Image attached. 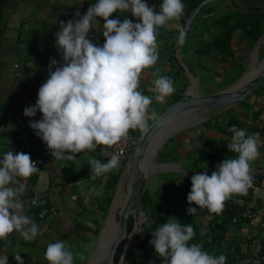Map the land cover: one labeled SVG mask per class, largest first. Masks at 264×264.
Here are the masks:
<instances>
[{
    "label": "clouds",
    "instance_id": "1",
    "mask_svg": "<svg viewBox=\"0 0 264 264\" xmlns=\"http://www.w3.org/2000/svg\"><path fill=\"white\" fill-rule=\"evenodd\" d=\"M182 0H162L156 11L147 0H97L79 19L60 21V30L54 33L55 45L61 60L50 58L49 76L38 89L34 105L25 107L27 117L39 110L42 118L30 120L29 126L46 143L55 160H76V154L94 151L98 145L112 147L128 139L129 130L146 132L149 121L157 122L159 114L152 109V98L139 89L144 69L156 65L159 54V29L170 20H179L184 14ZM130 12L132 19L110 18L113 13ZM102 25L104 43L88 38L94 25ZM185 33L180 31L178 42L183 44ZM62 61V63H61ZM53 66L55 70L53 71ZM155 101L163 104L175 92L171 77L153 74ZM231 143L227 144L235 158H226L216 164L209 176L206 172L191 177V190L187 195L188 215L197 208L220 213L224 202L233 194L246 195L253 187L250 162L260 156L264 139L247 134L245 129L232 125ZM123 150L113 153L107 163L90 158L91 178L96 179L120 166ZM40 171L27 153L6 151L0 159V239L19 232L25 241H33L40 233L33 218L25 214L20 197L26 191V181ZM33 203H36L34 200ZM11 210V211H10ZM154 246L162 264H226L224 254L215 256L203 249L202 244L188 242L195 236L191 224H181L174 216L152 231ZM71 246L57 240L49 243L44 258L49 264H73ZM17 264H24L16 253ZM0 264H8V256L0 254ZM149 264H152L150 261Z\"/></svg>",
    "mask_w": 264,
    "mask_h": 264
},
{
    "label": "crops",
    "instance_id": "2",
    "mask_svg": "<svg viewBox=\"0 0 264 264\" xmlns=\"http://www.w3.org/2000/svg\"><path fill=\"white\" fill-rule=\"evenodd\" d=\"M255 2L254 0L211 2L204 8L203 13L213 11L214 14L210 16L212 18L206 22L201 20L193 26L194 20L190 32L184 40V43L188 39L191 41L192 51L183 49L184 43L181 44L179 50L175 51L178 61L195 72L199 85L198 90L203 76L211 79L210 82H214L213 85L205 83L206 90L203 94L230 85L250 67L245 58L251 44L240 30L233 33L230 42L234 51L233 56L227 57L226 60L222 58L219 51L206 48V45L217 32L218 27L215 21L219 16L253 10L257 6ZM85 3L86 0H3L0 8V151L8 147L9 140L17 130L26 131L29 134L32 149L40 158L41 165L40 171L32 175L33 178L26 186L25 194L31 190H49L61 179L74 182L72 188L63 189L53 197L52 203L55 206V211L47 214L41 220L37 217L35 207L25 206V214L33 218L40 233L35 240L30 242L25 241L20 233L15 231L5 240L0 239V254L5 253L8 256V264H17L14 259L16 253H19L24 264H49V261L44 258V253L47 245L57 240L64 241L66 245L71 246L73 262L78 259L80 264H83L79 249L82 243L91 238L92 234L84 231H80V235L76 234L78 223L82 222L81 228L91 232L94 225H98L102 219L98 205L99 202H102L105 194L102 181L88 179V176L91 175V166L88 161L90 158L98 159L97 147L94 151L85 150L82 153H77L75 161L55 160L46 143L29 126V121L41 119L42 113L38 110L34 117H27L23 112L25 107L35 104L38 89L49 76L50 58L55 57L57 60H61V53L55 45L56 38L54 36V33L60 30V21L79 19L80 17L75 14L79 12L82 16L86 13L88 7ZM116 17L123 20L117 12L113 13L110 18ZM97 19L100 24L94 25L95 28L90 30L88 38L92 39L94 43L102 45L104 43L102 25L105 21L100 17ZM182 26L183 24L179 20H170L166 23L165 29L170 30L167 33L169 38L175 35L172 44L179 36ZM166 44L168 43L166 42ZM172 44H168V49L159 53V59L155 66L144 69L141 74L138 90L152 98V105L156 103L152 80L155 78L153 74L157 69L160 75L171 77L174 85L176 84L175 92L168 96L164 102L167 105L172 102L174 96L180 93L181 88L184 90L189 84L186 72L179 69L173 62ZM168 60L169 62H167ZM54 70L55 66H53ZM260 94L246 100L241 109H235V106L228 109H207L203 113V121L181 129L166 141L170 145L166 155L161 160L155 161L166 163L164 169L157 171H172L177 174L176 184L180 189L173 197L175 201L183 188H191L192 175L201 172L211 174L216 170V163L206 157L199 158L194 163L193 159L197 156L195 149L211 151L208 144L212 140H226L231 143V135L227 133L224 126L228 119H239L246 125H258V131L248 134L258 135L261 133L260 137L264 139V87ZM246 104H248V112L244 110ZM152 105H150V111L155 109ZM258 109L261 110V113L256 120H253L251 111ZM205 121L208 125H202ZM259 151L258 158L264 156V145L260 146ZM258 158L250 164L264 166L258 161ZM174 200L170 202V205L174 204ZM227 200L229 204L239 205H255L264 202V179L253 177V187L248 189L246 195L233 194ZM213 218V214L204 215L202 222L205 229L210 228ZM217 231L218 229L215 228L214 230L210 229L209 232L218 233ZM222 231H225L231 239H242V246L235 247L226 238H222L220 239V248L215 250L220 254H224L223 250L227 252L238 249L247 250L249 245L259 248L264 244V227L259 226L257 219L227 225Z\"/></svg>",
    "mask_w": 264,
    "mask_h": 264
},
{
    "label": "water",
    "instance_id": "3",
    "mask_svg": "<svg viewBox=\"0 0 264 264\" xmlns=\"http://www.w3.org/2000/svg\"><path fill=\"white\" fill-rule=\"evenodd\" d=\"M213 1L220 0H201L197 3L180 30L185 33V38L190 32L192 22L198 15L210 17L214 14L213 11L200 14L204 6ZM263 43L264 29L252 43L245 58L250 67L230 85L214 92L202 94L198 90L199 85L195 72L178 61L175 56V51L179 50L181 46L177 37L171 47V56L174 64L186 72L189 84L186 85L179 97L163 109L159 114V121H151L149 129L139 133L131 157L123 170L124 172L127 170L125 176L130 178V184L125 201L115 218V226L108 228L111 234L107 235V220L112 211L121 176L100 227L96 245L89 253L85 264H126L134 245L135 232H141L142 237L145 234L142 223L146 220V215L140 208L142 193L154 171L159 167L165 168L166 163L155 161L159 149L176 132L203 121V113L207 109H228L239 105L250 99L264 85V54L258 59ZM250 165L253 177L264 175V166Z\"/></svg>",
    "mask_w": 264,
    "mask_h": 264
},
{
    "label": "trees",
    "instance_id": "4",
    "mask_svg": "<svg viewBox=\"0 0 264 264\" xmlns=\"http://www.w3.org/2000/svg\"><path fill=\"white\" fill-rule=\"evenodd\" d=\"M201 0H182V2L185 5L184 14L179 19L181 24H184L187 17L191 13V11L194 9V7L197 5V3ZM257 1V0H254ZM97 2V0H86V6L89 7L90 5H93ZM3 0H0V5L2 6ZM162 3V0H157L154 4L155 10H160V5ZM121 15V17L132 19L134 22H137V18L133 17L130 12L123 13V12H117ZM215 24L217 25V32L214 35L213 39L206 45V48L214 49L216 51H219L222 54V58L226 60L227 57L233 56V49L231 48V39L233 37V33L236 30H240L242 35L246 37L249 41V43L252 45V43L255 41V39L258 37V35L262 32L264 29V13L255 11V8L253 10H248L246 12H238L234 14H223L222 16H219L217 20L215 21ZM163 26L160 28L159 36H163L170 32V30H165ZM165 31V32H164ZM263 54L261 53L260 56ZM264 86H261L253 96L261 95V91ZM183 92V88H181L180 93L172 98V101L175 100L177 97H179ZM242 105L244 104L241 103ZM252 119L256 120L261 110H253L252 112ZM202 125H208L205 122L202 123ZM232 125H236L238 128L245 129L247 134L251 132L258 131V125H246L241 120H237L234 118L228 119L224 126L227 129V133L232 136V133L229 132V128ZM248 127V128H247ZM225 128H223L225 130ZM250 129V130H249ZM135 133H138L140 130L135 129ZM259 136H261V133H258ZM166 142L164 144V147L167 146ZM227 142L226 140H212L208 147H210L212 150L208 151L207 149H195V153H197V156L194 157V163L197 162L199 158H209L212 161H214L216 164L223 161L226 158H235L237 156L236 153L230 152L227 148ZM122 173V170H117L115 172L110 173L108 178L102 179V184L104 188V198L102 202H99V209L101 213V217L104 218L107 209L109 207V204L111 202V199L113 197L116 184L120 178V174ZM33 177L31 176L30 179ZM177 174H175L172 171H166L161 177V182L158 187L155 188L154 192L151 193L147 188L144 189L141 199H140V208L144 211L146 215V220L148 222V228L145 230L144 228V236L140 238L137 234H134V240L137 242L133 245V251L128 257L126 264H149L151 261L152 264H162V260L164 258L159 257L154 249L153 245H149L148 241L152 235V231L156 230L161 226V224L165 223L169 217H175L181 224H191L193 226V229L195 231V236L191 241H189V244L193 243H199L202 244L203 249L210 254H213L215 256H219L220 253L218 251H215L217 248L214 246L206 244V239L209 235L210 229L214 230L215 228L219 230H223L225 227V221L227 219V216L229 214V203L228 200L224 202V207L222 211L218 214L216 213H210L207 208H200L195 203H192V207H196L197 211L194 216L188 215L186 213V209L189 207V203L187 201V195L190 192L191 188H183L180 194L177 195L176 201L173 199L174 195H176V192L178 191L179 185L176 184L177 181ZM256 178L264 179V175L258 176ZM187 179V178H186ZM184 199L185 201L181 202L178 199ZM174 200V204L170 205V202ZM206 214H213L214 218L211 219V226L209 229H205L202 218ZM82 222L78 223V228L76 229V234L80 235V231H84L85 233L89 232L92 235H98L100 230V223L98 225H94L91 232L90 230L87 231L83 229ZM217 231V232H218ZM217 234V233H216ZM81 237V236H80ZM221 250V249H220ZM233 251H240V250H233ZM232 252V251H230ZM230 252H226L224 254L226 259V264H232L233 260L230 256ZM155 254L158 258H153L152 255ZM222 254V253H221ZM73 264H80L79 260H75Z\"/></svg>",
    "mask_w": 264,
    "mask_h": 264
},
{
    "label": "built area",
    "instance_id": "5",
    "mask_svg": "<svg viewBox=\"0 0 264 264\" xmlns=\"http://www.w3.org/2000/svg\"><path fill=\"white\" fill-rule=\"evenodd\" d=\"M156 1L157 0H147V3L150 6H154ZM157 45H158V54L161 51L168 49V45H166V43L158 44L157 42ZM167 62H169V60ZM137 140L138 139L135 135V131L129 130L128 139L126 141L117 143L112 147L98 145L97 146L98 160H100L103 163H107L108 159L111 157V155H113L114 152L119 153L121 150H123V154L120 157V166L108 173H105L100 177H97L96 179H92L91 176H88V179L92 181H101L104 178H108L110 173L115 172L119 169L122 170L123 172L131 157V154L137 143ZM11 150L14 151L15 153L23 152L30 154L31 159L36 162V167L40 168L41 160L33 151L31 138L26 131L17 130L13 134L12 138L9 140L8 147L0 151V159L3 158L4 152ZM18 179H20L22 183H26V186L30 183V177L26 181H24L23 178H18ZM73 185L74 182H67L61 179L58 181L56 185L51 187L49 190H44V191L31 190L26 194L24 193L20 197V199L24 202L25 206L29 205L35 207L37 209V217L39 220H41L47 214L55 211V206L52 203L53 197L59 192H61L63 189L72 188ZM34 200L36 201V203H33ZM252 219H257L259 226L264 227V202H259L256 203L255 205H239L236 203L229 204V214L225 221V226L230 224H237L239 222L252 220ZM139 233H140L139 237L142 238L141 232ZM153 238L154 237H151L149 241ZM222 238H226L227 241L231 242V244L235 247L242 246V242H241L242 239L239 238L231 239L228 235H226V232L222 230H219L217 234L210 233L206 239V244L214 246L215 248H220V239ZM149 241L148 244L150 245ZM238 250L240 251L230 252V256L233 260L232 264H264V244L259 248L258 247L253 248L249 245L247 250H241V249ZM222 252L226 254L227 251L223 250Z\"/></svg>",
    "mask_w": 264,
    "mask_h": 264
},
{
    "label": "rangeland",
    "instance_id": "6",
    "mask_svg": "<svg viewBox=\"0 0 264 264\" xmlns=\"http://www.w3.org/2000/svg\"><path fill=\"white\" fill-rule=\"evenodd\" d=\"M211 3V2H210ZM210 3H208V4H206L205 6H204V8L205 7H207ZM258 6H261L262 8L264 7V0H257L256 2H255ZM204 8H203V10L201 11V13L200 14H202L203 12H204ZM218 16V15H217ZM212 17H205V18H201L200 17V15H198V17L195 19V21H194V23H193V26L195 25V24H197V22H200L201 20H204V22H206V21H209L210 19H211ZM216 18V17H215ZM164 28H166V27H164ZM166 30V29H165ZM165 32V31H164ZM163 36H165L164 38L162 37V36H157V42H158V44H160V43H168V44H172V40L175 38V35L174 36H172L171 38H169V36L166 34V35H163ZM188 41H189V39L187 40V42H185L184 43V45H183V49H185V50H190V51H192V43H191V41H189V43H188ZM168 44H166V45H168ZM264 43H263V45L261 46V48H260V53H259V58L258 59H260L261 58V56H260V54L262 53H264L263 51H264ZM211 81V79L209 80L208 79V77H205V76H203V78L201 79V82H200V89H199V92L200 93H202L203 94V92L206 90V88H205V83H208V84H212L213 85V83L214 82H210ZM228 85V84H227ZM176 86V84L174 85V87ZM225 86V85H224ZM167 106V103L165 104V103H163V104H161V103H155V104H153L152 105V107H155V109H156V112L158 113V114H160L162 111H163V109L165 108ZM241 108H243L242 107V104H240V105H237V106H235V109H241ZM244 110L246 111V112H248V104H246L245 106H244ZM249 110H250V107H249ZM252 112V111H251ZM150 123V122H149ZM141 131H139L138 133H135V135H136V137H137V139H138V135H139V133H140ZM168 147H170V145H168L167 144V146H165V147H162V148H160L159 149V151H158V153L156 154V158H155V160H157V159H159V160H161L165 155H166V152H167V148ZM258 161H260L261 163H263L264 164V156H261L260 158H258ZM166 167V166H165ZM164 168V167H163ZM162 169V167H159V168H157L156 170H155V172L154 173H156V172H159V171H157V170H161ZM124 172V171H123ZM164 172H166V171H160L159 173H156V174H154L150 179H149V181H148V183H147V186H146V188H147V190H149V192H151V193H153L154 192V190H155V188L156 187H158L159 185H160V179H161V177H162V175L164 174ZM123 174V173H122ZM121 174V175H122ZM184 177H186V176H184ZM187 180V179H186ZM124 181V180H123ZM123 186V185H122ZM118 187V186H117ZM179 201H180V203L181 202H183V201H185L184 199H178ZM105 218V217H104ZM104 218H102L101 219V222H100V227H101V225H102V222H103V220H104ZM142 226H143V228L146 230L147 228H148V222L146 221H144L143 223H142ZM112 231V230H111ZM110 232V231H109ZM109 234H111V233H109ZM135 234H137L138 236H139V234L140 233H137V232H135ZM97 238H98V235H92L91 236V238L90 239H88V240H86L85 241V243H82V245H81V248L79 249L80 251H79V255L81 256V258L83 259V264H85V262H86V259H87V255H88V253L89 252H91L92 250H93V248L95 247V245H96V242H97ZM137 241L136 240H134V238H133V243H136ZM135 245V244H134ZM132 251H133V248H132ZM132 253V252H131ZM152 257L153 258H158L155 254H153L152 255Z\"/></svg>",
    "mask_w": 264,
    "mask_h": 264
},
{
    "label": "bare ground",
    "instance_id": "7",
    "mask_svg": "<svg viewBox=\"0 0 264 264\" xmlns=\"http://www.w3.org/2000/svg\"><path fill=\"white\" fill-rule=\"evenodd\" d=\"M126 173H127V170L123 172V174L121 175L120 181L118 183L117 193H116L115 200L112 206V211L107 220V226H106L107 235L109 233L108 228L115 226V222H114L115 218H117V214L125 201V198H126V195L129 189L130 178L125 176Z\"/></svg>",
    "mask_w": 264,
    "mask_h": 264
},
{
    "label": "flooded vegetation",
    "instance_id": "8",
    "mask_svg": "<svg viewBox=\"0 0 264 264\" xmlns=\"http://www.w3.org/2000/svg\"><path fill=\"white\" fill-rule=\"evenodd\" d=\"M255 10L258 11V12H262V13H264V7L262 8L261 6H258V5H257V6L255 7Z\"/></svg>",
    "mask_w": 264,
    "mask_h": 264
}]
</instances>
